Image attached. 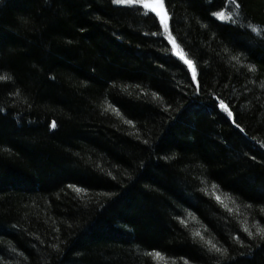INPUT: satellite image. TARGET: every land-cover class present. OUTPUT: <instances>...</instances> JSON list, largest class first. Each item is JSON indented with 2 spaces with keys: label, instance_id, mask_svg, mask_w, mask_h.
Listing matches in <instances>:
<instances>
[{
  "label": "trees",
  "instance_id": "trees-1",
  "mask_svg": "<svg viewBox=\"0 0 264 264\" xmlns=\"http://www.w3.org/2000/svg\"><path fill=\"white\" fill-rule=\"evenodd\" d=\"M165 5L196 81L141 5L0 0V264H264V0Z\"/></svg>",
  "mask_w": 264,
  "mask_h": 264
},
{
  "label": "snow or ice",
  "instance_id": "snow-or-ice-1",
  "mask_svg": "<svg viewBox=\"0 0 264 264\" xmlns=\"http://www.w3.org/2000/svg\"><path fill=\"white\" fill-rule=\"evenodd\" d=\"M114 4L117 5H142L143 8L146 10V13H154L155 17L159 18V25L163 26V30L165 33H168V39L171 41L173 45V49L176 50V55L179 56L181 59L185 60V63H187L188 67L191 68L192 70V79L194 81L197 80V69L194 66V63L192 60H187L185 59L183 53L179 51V45L177 44L175 38L172 36L171 31H170V25H169V20L170 16L169 14L165 11L166 5H165V0H154V2H150V0H112ZM230 3L236 4L237 0H229ZM239 4H237V7ZM213 15L218 16L220 20H230L231 19V14L229 13L228 16H225L223 12H217L213 13ZM154 17V18H155ZM256 30V29H254ZM249 69H255V65H249ZM5 78L3 76H0V80H4ZM197 90L199 91V82L197 81ZM217 99H219L217 97ZM220 107L221 108H227V105L225 104L224 100H220ZM229 116H232L233 113L229 111L228 113ZM127 123L131 124L132 121H127ZM233 123H235V118L233 119ZM239 127V125H236ZM52 127L55 128L56 124L53 122ZM71 187H75L72 185ZM219 199V197H217ZM247 231V229H245ZM257 233H259L262 241H264V228H257ZM248 235L251 237L253 236V233L248 231ZM264 246V245H262ZM212 247L217 251L220 252L222 251L220 248H217L215 244L212 245ZM223 251H227L224 249ZM159 254V253H157Z\"/></svg>",
  "mask_w": 264,
  "mask_h": 264
},
{
  "label": "rangeland",
  "instance_id": "rangeland-1",
  "mask_svg": "<svg viewBox=\"0 0 264 264\" xmlns=\"http://www.w3.org/2000/svg\"><path fill=\"white\" fill-rule=\"evenodd\" d=\"M150 2H154V0H150ZM142 6V5H141ZM165 11H166V9H165ZM167 12V11H166ZM159 19V18H158ZM161 27H162V29H163V26L161 25ZM164 31V30H163ZM164 34H165V37H166V39H167V41L169 42V44H170V46H171V48H172V51H173V53H174V55L176 56V57H178L179 59H181L179 56H177L176 55V50H174L173 49V45H172V43H171V41L168 39V33H165L164 32ZM179 51H181L180 50V48L178 49ZM182 52V51H181ZM181 60H183V59H181ZM191 69V68H190ZM192 71V70H191Z\"/></svg>",
  "mask_w": 264,
  "mask_h": 264
}]
</instances>
